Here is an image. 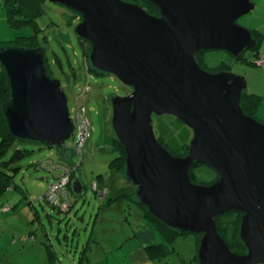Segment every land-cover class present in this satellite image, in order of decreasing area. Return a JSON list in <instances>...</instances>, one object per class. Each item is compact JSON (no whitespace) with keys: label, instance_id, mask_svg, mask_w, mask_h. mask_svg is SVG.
Returning <instances> with one entry per match:
<instances>
[{"label":"water","instance_id":"1","mask_svg":"<svg viewBox=\"0 0 264 264\" xmlns=\"http://www.w3.org/2000/svg\"><path fill=\"white\" fill-rule=\"evenodd\" d=\"M78 13L77 39L91 46V69L131 89L111 99L113 139L125 153L124 176L160 224L200 234L196 264H264V124L246 116L240 100L247 86L227 71L207 72L201 51L238 58L252 51L251 32L236 24L253 11L250 0H140L158 16L123 0H42ZM8 99L1 112L12 139L54 148L64 158L73 126L59 81L45 71L42 49L0 48ZM170 116L192 132L185 156L171 155L155 136L152 118ZM194 164L212 169L210 185L192 183ZM84 194L80 179L70 184ZM243 213L233 253L215 218Z\"/></svg>","mask_w":264,"mask_h":264},{"label":"rangeland","instance_id":"2","mask_svg":"<svg viewBox=\"0 0 264 264\" xmlns=\"http://www.w3.org/2000/svg\"><path fill=\"white\" fill-rule=\"evenodd\" d=\"M250 1L253 4L256 2L254 10L236 22L249 31L254 30L264 19L260 0ZM80 21V16L75 14L71 17L67 8L46 2L44 13L36 22L40 30V49L46 52L53 77L61 82L70 117L78 106L85 110L89 118L90 137L80 155L73 149L72 138L64 142V146L72 150L70 162L79 167L77 177L83 185L84 196L75 198L70 193L72 202L75 201L70 213H59L52 208L60 209L59 207H51V203L41 200L47 184L53 182L57 171L49 172L40 168L39 164L47 159L58 161L59 154L51 147L21 144V147L33 150V153L18 163L21 169L14 182L21 192L19 188L8 190L0 199V208L6 204L15 207L9 212H0V264H86L83 246L89 236L90 249L86 256L89 255L93 262L102 251L95 250L96 241L103 251L115 253L118 250L115 248L122 241V234H130L131 228L137 223L139 210L131 201H119L108 208L100 207L106 200L113 199L115 193L130 194L135 190L126 180L123 168L117 172L110 165L117 157L111 146L113 142H110L114 137L110 124L111 99L114 96H127L131 89L109 74L96 75L89 72L90 63L86 55L82 56L80 43L74 32ZM262 29L264 30V26ZM30 35L32 31L29 27L13 28L8 25L5 10L0 4V44L16 38L22 40ZM43 36L47 38L46 43L42 41ZM32 42L34 41L29 43ZM263 53L264 42L257 55ZM54 54L59 55L62 71L54 64ZM258 57L260 56L256 57L248 50L240 60L223 50H207L201 53L200 66L207 72L227 71L242 77L247 84L245 92L261 97L254 119L264 124V68L256 64ZM68 59L74 67L73 74ZM152 126L155 136L160 135L171 151L178 150L182 144L188 145L192 138L190 129L171 117L153 116ZM195 174L199 183H209L216 179L214 171L206 167L197 168ZM96 189L102 190L101 192L106 190V195L100 198V191L96 193ZM124 218L128 219L129 226L126 221L123 222ZM65 234L67 239H64ZM195 243L194 235L177 238L171 245L175 252L155 264H188L195 256ZM49 250L54 258L50 257Z\"/></svg>","mask_w":264,"mask_h":264},{"label":"trees","instance_id":"3","mask_svg":"<svg viewBox=\"0 0 264 264\" xmlns=\"http://www.w3.org/2000/svg\"><path fill=\"white\" fill-rule=\"evenodd\" d=\"M128 3L132 4H137L141 6L148 14L158 16V11L157 9L150 3L143 2L140 0H123ZM46 1L42 0H0L1 7L5 10L8 25L13 28H22V27H29L32 31V35L28 37H23L22 40H18L16 38L13 41L7 42L5 44H0V48L3 47H9V46H14L17 48H22V49H40L41 44L38 42V33L40 32L39 27L37 25V18L40 17L44 13V4ZM68 9V8H67ZM71 12V17L74 16L75 14L80 16L78 13L72 11L71 9H68ZM81 20V17H80ZM252 38L255 40L256 44L254 48L252 49V52L255 54V56H260L257 55L259 52V49L261 47V41H262V34L257 32L256 30H250ZM30 41L32 44H30ZM42 41H47L46 36H43ZM81 47V52L82 56L84 55L88 56L91 51V46L87 41L80 40L78 39ZM87 45V47H86ZM236 59H242V55H240ZM256 60H259L256 58ZM53 61L54 64L62 71V62L59 58L58 54H54L53 56ZM69 66L72 69V74L74 67H72V63L70 60H67ZM89 62V61H88ZM201 59H199V66H200ZM52 63V62H51ZM44 66H45V71L46 74L56 80L53 77V72L50 69V63L46 57V52L44 53ZM201 67V66H200ZM89 72H92L96 75H107V74H100L97 71L89 69ZM219 72V71H216ZM59 81V80H56ZM60 86L61 82L59 81ZM62 89V87H61ZM8 99V87H7V82L4 73L0 70V199L4 195V193L8 190H17L19 187L15 184L14 178L20 171L21 167L18 165V163L23 160L25 157L31 155L33 153V150L23 148L21 147V144H27V143H20L16 141L15 139H12L8 133L7 130V125L4 120L3 114L1 112L2 106ZM261 102V97L254 95V94H247L244 92L241 96L240 100V108L242 112L249 117L254 118V114L256 113L259 105ZM164 117H169V116H164ZM173 118V117H171ZM174 119V118H173ZM176 120V119H174ZM178 121V120H176ZM180 122V121H179ZM181 123V122H180ZM157 140L161 146H163L171 155L176 156V157H182L185 156L188 152V145L182 144L178 150H172L169 149V147L166 145L162 137L159 135L157 137ZM112 143L111 146H113L114 150L117 153V157L113 159L111 162V168L116 170L117 172L123 168L124 170V165H125V153L122 149V147L119 145V143L115 139H111L110 141ZM72 153H69L68 158H64L61 155L58 157V161H56L58 164L61 165H68L70 166L71 169H74L73 171L70 170V181L75 178V176L78 174V166H74L70 162ZM42 163V162H41ZM41 163L39 164V167L42 168ZM200 167H205L203 165L199 164H194L193 166L190 167L188 171V176L189 179L192 183L195 184H201V185H210L212 182H214L217 178L218 175L215 173V180L209 183H199L197 176L195 174V170ZM69 168V169H70ZM207 168V167H206ZM44 169V168H42ZM210 169V168H209ZM212 170V169H211ZM57 177V174H56ZM54 177V180L55 178ZM70 182V184H71ZM130 182V181H129ZM51 183V182H50ZM49 183V184H50ZM47 184V186L49 185ZM70 184L68 186V191H69V204L66 206V208L61 209V207L54 208L52 207L53 205L49 204L44 196H42L41 200L46 201L53 209H56L59 213H70V211L73 209L75 201L72 202L70 193ZM131 184V183H130ZM132 185V184H131ZM133 187V186H132ZM135 188V187H133ZM20 189V188H19ZM132 190V189H131ZM47 191V187H46ZM21 192V189H20ZM97 193V189L95 190ZM101 192V191H100ZM98 193L99 197L100 194ZM46 193V192H45ZM23 194V192H22ZM72 194V193H71ZM106 195V194H104ZM104 195H101L100 198H103ZM74 197V196H73ZM83 196L80 197H75V198H82ZM113 199H108L104 203L100 205L101 208H108L112 204L117 203V202H132L136 205V207L139 210V215L143 222H145L160 238V243L156 246H151L147 247L146 251L148 254H150L152 257H156L157 259H165L166 257L169 256V254H173L175 252L174 249H172L171 245L177 238H183L186 235H194L196 239L195 243V256L188 262V264H196L197 263V248H198V243L200 239V234H190V233H178L174 230H171L168 227H165L164 225L160 224L155 218H153L150 213L147 210V207L139 202V200L135 196V190L133 189L130 194L120 192L117 195L113 196ZM133 197V198H132ZM136 199H135V198ZM30 205V204H29ZM15 207H11L9 204H6L5 206H1L0 212L1 213H6L9 212L10 210H14ZM243 213L237 212V211H229L219 217L215 218V224H216V229L218 234L222 237V239L225 241V243L228 245L230 250L235 253L242 255L246 252L245 248L243 247L240 239H239V225L240 221L242 218ZM96 220V219H95ZM94 221L92 222V224ZM69 228H72V226H69ZM75 231V230H74ZM64 239H67L66 234L64 235ZM89 240V241H88ZM88 242H91V238L87 239V242L83 246V251L86 248V246L89 244ZM94 242V240H93ZM95 243V242H94ZM98 243V241H96ZM89 246V245H88ZM90 248V247H88ZM50 252V257L54 258V254L49 250ZM86 254V252H85ZM86 261H88V257L85 255L84 256Z\"/></svg>","mask_w":264,"mask_h":264},{"label":"crops","instance_id":"4","mask_svg":"<svg viewBox=\"0 0 264 264\" xmlns=\"http://www.w3.org/2000/svg\"><path fill=\"white\" fill-rule=\"evenodd\" d=\"M254 4L256 6V2H254ZM260 4H261L260 8L264 11V1L260 0ZM262 26H264V19H262V22L260 24H257V26H255L254 29L262 34L261 45L264 42V30L262 29ZM260 56H264V53ZM258 110L259 107L257 111ZM97 191H102V190H97ZM115 194L113 196H115ZM127 220L128 219L124 218L123 222L126 221L127 225L129 226L130 224ZM95 221L96 220H94V223ZM122 235H123L122 241L120 242L118 248H115L118 249L115 253L114 251L105 252L103 251L102 246L99 244V242L95 243L97 248L95 250H102V251H100L99 253V258L93 262H92V258L89 257V255H87L88 261H86V264H155L156 261L163 260L162 258L157 259L156 257H152L146 251L147 247L158 245L160 243V238L145 222H143L140 215L137 216V223L131 228L130 234L124 233ZM88 247L90 246L87 245L86 248L84 249V251L87 253H89V249H90Z\"/></svg>","mask_w":264,"mask_h":264},{"label":"built area","instance_id":"5","mask_svg":"<svg viewBox=\"0 0 264 264\" xmlns=\"http://www.w3.org/2000/svg\"><path fill=\"white\" fill-rule=\"evenodd\" d=\"M258 59L259 60L256 61V64L264 68V56H260ZM70 119L73 126V149L75 150L76 154L80 155L79 153L81 149L83 148L87 139L90 137L89 118L83 108L76 106L73 110V114H71ZM68 151L70 154L72 153L71 149ZM41 166L49 172L57 171V177L47 186V191L44 196L45 200L48 203H51L53 206L66 208V206L69 204L68 186L70 183V170L73 171L74 169H71L70 166L66 164H58L52 159L43 161Z\"/></svg>","mask_w":264,"mask_h":264},{"label":"flooded vegetation","instance_id":"6","mask_svg":"<svg viewBox=\"0 0 264 264\" xmlns=\"http://www.w3.org/2000/svg\"><path fill=\"white\" fill-rule=\"evenodd\" d=\"M203 51H201V52H199L197 55H196V61H197V63H199V59H200V57H201V53H202ZM244 53V52H243ZM242 53V54H243ZM241 54V55H242ZM129 93H131V90H130V92ZM170 117V116H169ZM71 182V181H70ZM70 184V183H69ZM101 193V192H100ZM106 192H102L101 194H100V197H101V195H104ZM83 196H84V194H83Z\"/></svg>","mask_w":264,"mask_h":264}]
</instances>
